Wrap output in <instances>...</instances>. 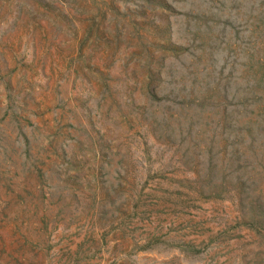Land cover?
Returning <instances> with one entry per match:
<instances>
[{"label": "rangeland", "instance_id": "1", "mask_svg": "<svg viewBox=\"0 0 264 264\" xmlns=\"http://www.w3.org/2000/svg\"><path fill=\"white\" fill-rule=\"evenodd\" d=\"M0 264H264V0H0Z\"/></svg>", "mask_w": 264, "mask_h": 264}]
</instances>
